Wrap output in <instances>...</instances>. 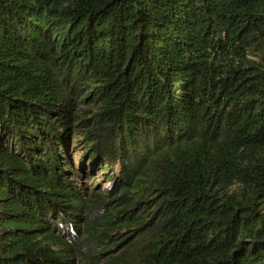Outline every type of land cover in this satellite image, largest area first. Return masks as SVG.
I'll return each instance as SVG.
<instances>
[{
    "label": "trees",
    "instance_id": "1",
    "mask_svg": "<svg viewBox=\"0 0 264 264\" xmlns=\"http://www.w3.org/2000/svg\"><path fill=\"white\" fill-rule=\"evenodd\" d=\"M0 264H264V0H0Z\"/></svg>",
    "mask_w": 264,
    "mask_h": 264
},
{
    "label": "rangeland",
    "instance_id": "2",
    "mask_svg": "<svg viewBox=\"0 0 264 264\" xmlns=\"http://www.w3.org/2000/svg\"><path fill=\"white\" fill-rule=\"evenodd\" d=\"M83 131L85 129H82ZM83 136H78L77 145L82 148L85 143H81ZM74 142V141H73ZM76 145V143H75ZM69 158L74 162V170L78 174V178L82 181L84 186L88 190L94 189L95 191H102L104 194H108V190L112 187V183L103 176L104 173L112 175L104 166V169L100 170L97 176L93 179L89 177L88 179L84 177L81 173H78L76 161L80 158L79 149L74 148V143L69 145ZM103 178L101 179V177ZM87 179V180H86ZM100 187V188H98ZM89 192V191H87ZM88 195V193L86 194ZM114 202L108 206H95L92 213L88 215V221L91 223L95 231L99 234L98 239L105 237V241L109 239V243L106 246H102L99 250L110 249V254L114 255L120 253L128 245L132 244L133 241L140 235L141 231V221L139 219L142 209H146L148 206H139L127 213V215L121 216L122 218H116V216L122 215L120 212L121 208L119 206H113ZM147 209L146 211H148ZM149 221V220H148ZM145 230V229H144ZM84 231V229H83Z\"/></svg>",
    "mask_w": 264,
    "mask_h": 264
}]
</instances>
